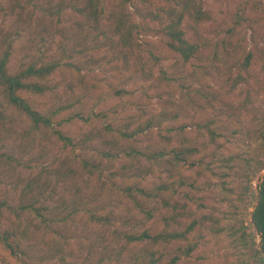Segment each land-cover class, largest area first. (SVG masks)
<instances>
[{"label": "rangeland", "instance_id": "1", "mask_svg": "<svg viewBox=\"0 0 264 264\" xmlns=\"http://www.w3.org/2000/svg\"><path fill=\"white\" fill-rule=\"evenodd\" d=\"M89 1L0 0V58L9 52L13 75L57 66L40 80L45 92L20 95L77 144L36 127L0 88L1 228L18 247L0 243V264H147L150 247L125 235L162 231L165 212L136 189L171 187L180 174L201 191L181 189L173 203L191 193L204 204L188 200L195 231L159 247L161 264L189 243L197 249L175 264H264L253 222L264 177V0H197L199 23L166 0H97V17ZM172 9L184 14L186 39L205 46L187 65L162 33ZM185 147L198 152L177 164L171 153Z\"/></svg>", "mask_w": 264, "mask_h": 264}, {"label": "trees", "instance_id": "2", "mask_svg": "<svg viewBox=\"0 0 264 264\" xmlns=\"http://www.w3.org/2000/svg\"><path fill=\"white\" fill-rule=\"evenodd\" d=\"M134 0H122V3H130ZM167 2L174 3L176 6H181L185 11L189 12V14L193 17L194 21L199 23L200 21L205 20L207 18L206 14L203 12L202 7L200 6L197 0H166ZM89 4L92 8V15L98 16V7L99 2L97 0H90ZM80 11H85L83 9H79ZM175 10L172 9L169 13L171 15H175L177 18L171 17V20L165 25H163L162 33L166 38V44L174 51H176L180 57V61L187 65L191 62L192 58L197 57L199 53H202L205 46L199 45L193 42H190L186 39L185 32L181 29V24L184 19V14L176 15ZM136 28L140 27L139 24L135 25ZM119 29V27H118ZM124 43L126 45H130L132 43V34L128 32L127 35H124ZM9 52H6L0 58V88H2L4 94L6 95L9 102L23 111L25 114L29 116L32 120L33 124L36 127L41 125L45 126L47 129L51 130L53 134L57 137V139L63 142L64 147H71L72 149L76 148V142L71 138L66 136L62 129V122H54L52 115H44L38 112L32 105L28 103L26 99H24L21 95V91H30L34 94H41L45 92L46 86L40 83V80L46 79L49 75L53 73L56 69L55 64L43 65L41 67H37L35 65H29L26 69L22 70L16 75L10 74L8 70L9 63ZM250 55L248 56L247 62L245 65H248ZM163 77L166 80H171L166 73L163 74ZM242 78V77H241ZM38 81V82H37ZM103 116V115H101ZM87 121V118H83ZM105 119V117H103ZM107 131H112L114 128L107 125ZM119 134L127 136L123 132H119ZM171 154H175L173 156V160L176 161L177 164L186 163V157H192L198 152L196 148H188L185 147L182 150H173ZM131 155L136 154L138 156H145L143 152H131ZM161 154H156L154 157L150 156V159L159 158ZM191 166L194 165L192 162ZM189 166V165H188ZM179 182H173L171 187H165L163 185L159 186L158 189H154L152 191H147L144 188H137L139 196L144 197L148 202H152L158 200L161 203V207L159 209V214L161 211H164L163 214V230L158 232L153 229H144L143 232L131 235H125L128 243L131 245L134 244H146L150 247L152 258L147 264H161V260L164 259L167 253H159V247L169 246L174 241H182L188 240V236L195 231L197 220L191 219L193 214L189 211L188 200L193 202L194 200H200L199 204L203 205L201 202L202 198H195L191 195L193 192L201 191L199 186L195 185V182H190V178L185 177L180 174ZM188 188L191 190L188 194H185L186 202H175L173 203V198L178 194L179 190ZM128 190H131L130 188ZM169 192L170 198L166 195ZM137 199V198H136ZM135 203L141 207L140 202L135 200ZM6 207L4 202L0 201V243L3 245V248L12 254H16L18 251V247L12 242V236L9 231H2L1 226V218L3 216V210ZM20 211V210H18ZM154 212L149 211L147 214L149 218H152L155 215ZM191 219L190 223L187 225L185 231H175L173 230V226L177 227L182 225L186 220ZM184 221V222H183ZM253 222L261 235V251L264 253V177L259 185V194H258V202L253 212ZM197 249V244L189 243L185 248L178 247L176 250V255L170 258V260L165 264H175L178 262L182 255L186 257H190L192 253ZM178 251L181 252L178 254ZM160 254V255H159Z\"/></svg>", "mask_w": 264, "mask_h": 264}]
</instances>
